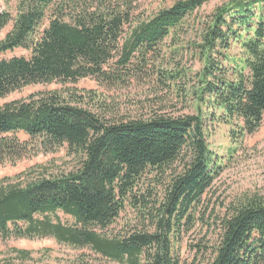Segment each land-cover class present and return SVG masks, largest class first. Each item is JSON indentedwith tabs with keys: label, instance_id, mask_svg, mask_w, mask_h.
Here are the masks:
<instances>
[{
	"label": "trees",
	"instance_id": "obj_1",
	"mask_svg": "<svg viewBox=\"0 0 264 264\" xmlns=\"http://www.w3.org/2000/svg\"><path fill=\"white\" fill-rule=\"evenodd\" d=\"M211 1L178 0L141 15L138 0H19L14 19L0 12V34L13 22L0 55L29 53L0 61V99L36 85L93 79L120 87L158 75L168 91L176 87L196 103L195 114L133 119L118 117L96 91L37 92L4 104L0 167L64 145L77 163L69 172L39 166L0 180L1 239L53 238L119 264H179L175 238L193 226L194 211L218 175L207 119L242 134L257 131L264 119V0H227L199 17ZM185 54L200 63L199 72L181 68ZM192 75L191 91L179 87ZM176 163L160 202L138 196L144 178L163 177ZM128 206L151 230L105 233ZM218 229L203 264H264L262 200L240 203Z\"/></svg>",
	"mask_w": 264,
	"mask_h": 264
},
{
	"label": "rangeland",
	"instance_id": "obj_2",
	"mask_svg": "<svg viewBox=\"0 0 264 264\" xmlns=\"http://www.w3.org/2000/svg\"><path fill=\"white\" fill-rule=\"evenodd\" d=\"M177 1L138 0L136 13L150 15L162 8L172 6ZM225 1L227 0H212L199 11L198 16L211 14ZM18 2L19 0H0V12H8L14 19L17 14ZM12 25L13 22L2 31L0 41L11 31ZM232 53L235 55L236 50H233ZM28 55L27 51L17 49L0 55V61L15 57H27ZM169 59L171 57L168 55L167 61H170ZM195 59L190 54H185L184 58L179 59L181 68L199 72L201 65ZM193 78L195 80L194 75L185 79L184 82H179V87H186L188 92L191 91V87L195 83ZM158 79L159 77L156 75L151 80H132L128 85L120 87L100 85L93 79H84L77 84L60 82L51 85H36L0 99V107L6 103L27 98L37 92L77 89L76 91H96L102 94L105 96L104 100L107 105L118 112L116 115L125 117V119L149 118L157 113L175 116L195 114L196 103L192 98L180 96L176 92V87L173 86L168 91L164 83ZM208 113L205 117H208ZM211 119V117L208 118L206 122L207 142L218 175L194 211L193 226L189 229L186 227L175 238V257L179 264H203L210 257L211 247L218 239L219 221L240 203L253 199H260L264 202V119L260 128L252 134H242L237 126L226 125ZM18 136L21 139H27L23 134ZM76 160V157L70 155L68 146L64 145L52 152L40 153L36 157L31 156L15 165L1 166L0 180L3 178L15 179L18 175L39 166L46 167L50 173L69 172L76 167ZM172 167L163 177H160V173H155L150 175L149 179L144 178L143 184L138 188V196L144 195L152 204L160 202L163 184H166L169 175L178 169L179 163ZM59 217L63 223L73 225V220L70 217L63 214H60ZM144 221L136 209L128 206L116 223L104 232L111 236L122 237L151 230L150 221L145 224ZM21 251L28 252L29 258L23 259L19 254ZM0 264L119 263L109 261L88 248H75L59 244L53 238H10L8 240L0 238Z\"/></svg>",
	"mask_w": 264,
	"mask_h": 264
}]
</instances>
